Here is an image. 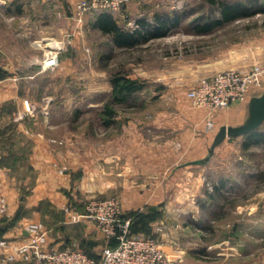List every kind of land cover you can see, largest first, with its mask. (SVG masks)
<instances>
[{"label":"crops","instance_id":"0c3cea01","mask_svg":"<svg viewBox=\"0 0 264 264\" xmlns=\"http://www.w3.org/2000/svg\"><path fill=\"white\" fill-rule=\"evenodd\" d=\"M79 1L0 0V243L5 242L0 254L5 264H31L18 249L35 240V225L48 249L74 247L100 257L108 245L104 235L72 216L83 214L86 200L107 197L118 198L127 216L154 217L145 225L136 218L132 233L156 237L173 264H264V175L236 177L225 171L229 161L212 159L233 137L211 152L221 127L244 125L251 99L264 91L252 92L247 104L213 112L216 132L206 127L208 112L194 108L187 96L202 79L193 76H178L138 108L118 111L110 127L98 113L79 110L72 118L71 100L84 102L86 94L72 96L71 85L92 86L88 72L97 50L87 46L86 31L94 29L122 49L127 46L103 30V14L133 32L160 23L157 16L164 18L160 10L168 7L165 0H133L120 15H80ZM155 10L160 14L150 21ZM124 20L132 29L121 26ZM160 38L139 39L136 45ZM51 51L59 52L60 63L43 70ZM248 61L232 62L222 71L250 68L264 61V52L256 62ZM100 76L106 77L104 69ZM94 83L96 95L85 101L89 107L113 93L109 79ZM260 128L264 131V123ZM188 217L193 223L184 221Z\"/></svg>","mask_w":264,"mask_h":264},{"label":"rangeland","instance_id":"374dc122","mask_svg":"<svg viewBox=\"0 0 264 264\" xmlns=\"http://www.w3.org/2000/svg\"><path fill=\"white\" fill-rule=\"evenodd\" d=\"M228 1L245 3L250 10L249 13L252 14L216 26L208 32H200L199 27L221 17L220 9L217 6L210 5L205 0H165V5L168 7L165 8L166 10H160L161 15L169 18V23L175 21L177 24L160 39L121 49L116 48L107 37L100 36L98 31L95 32L94 29L86 31L87 46L91 50L93 48L97 50V54L93 52L92 56L93 64L96 67H93L92 72H88V79L92 82V86L85 87V90L84 86H77L74 83L70 87L72 96L78 93L83 95L85 91V101L89 100L96 95L94 82L102 79H109L111 82L115 74H125L145 83V89L142 92L134 95L130 101L116 106L117 112L126 111L130 107L138 108L146 97H156L165 92L169 86H173L172 84L178 81V76H184L187 80L193 77L204 78L217 71H222L232 62L240 60L243 64H247L248 59L256 62L260 53L264 52V0ZM124 10L120 14H123ZM151 12L150 21H154L155 14H160V12L159 10ZM122 22V27L132 29L128 21ZM73 58L75 57H71V59ZM100 69L105 70L107 78L100 76ZM105 97L112 98V95L107 94ZM109 100L101 103L99 108V106L89 107V103L82 102V100L78 102L77 98L72 99L69 110L72 113V118L80 110L81 113L85 112L93 117L98 113L102 120L101 111ZM262 130L263 128H260L252 132V135L229 138L225 142L227 143L225 149L221 147L211 158L214 161H229L231 168H226L225 171L230 170L233 176L262 177L264 175V141L263 139L258 140L260 134L264 136ZM239 163L242 166L246 165V168L239 167L238 169L237 164ZM204 212L206 213V210ZM205 213L202 219H205L206 222ZM231 218L233 219V216ZM184 221L193 223L190 217ZM194 233L201 234L200 232Z\"/></svg>","mask_w":264,"mask_h":264},{"label":"built area","instance_id":"2783aa9c","mask_svg":"<svg viewBox=\"0 0 264 264\" xmlns=\"http://www.w3.org/2000/svg\"><path fill=\"white\" fill-rule=\"evenodd\" d=\"M133 0H80L77 10L86 13H120ZM60 63L59 52L51 51L42 63L43 70H54ZM264 91V61L246 70L229 69L212 77L200 79L187 93L194 108L208 112L206 127L216 132L210 115L235 105L249 103L251 93ZM27 104V103H26ZM27 111L32 108L27 104ZM83 214L73 213V221H85L93 225L106 239H116L114 248L107 245L99 260L91 258L79 248L48 249L46 237L39 233L38 225L32 226L35 240L18 249L29 256L31 264H173L160 242L154 237L134 235L132 218L125 217L121 201L116 197L91 198L83 203ZM0 246H5L1 242ZM6 259L0 254V264Z\"/></svg>","mask_w":264,"mask_h":264},{"label":"trees","instance_id":"16d2710c","mask_svg":"<svg viewBox=\"0 0 264 264\" xmlns=\"http://www.w3.org/2000/svg\"><path fill=\"white\" fill-rule=\"evenodd\" d=\"M207 3L213 6H217L220 9L221 17L209 24H206L204 26H201L198 28L200 32H208L212 30L214 27L222 25L227 22H231L234 20H237L242 17H247L251 15L252 13H249V9L245 3L237 2V3H231L228 0H205ZM259 12V11H257ZM102 28L104 31L109 32L113 34L115 42L118 44H122L124 46H133L138 44L139 39L141 40H148V38H155V37H162L166 34V32L171 28L175 27L177 23L172 22L169 23V18L166 20L165 17L157 16V20L160 21V23L154 24H144L141 26L140 30L137 31H126L122 28H118L114 22L111 20L110 16L105 13L102 15ZM171 24V25H170ZM112 85H113V93L112 98L107 102L102 111L101 116L102 120L105 126L110 127L115 122V117L117 114V108L116 106L122 103H125L127 101H130L134 95L137 93L142 92L145 89V83L132 79L128 77L125 74L117 73L112 77ZM253 133H250L252 135ZM258 140L264 141V136L262 134L259 135ZM125 217H131L133 221L136 220V218H139V222L136 224H143L145 225L146 221L148 219H154L153 216H127ZM135 232V225H131V231ZM108 245L112 248L116 247L118 245V241L116 239H107ZM88 254V253H87ZM91 258L99 260L100 257H94L90 254H88Z\"/></svg>","mask_w":264,"mask_h":264},{"label":"water","instance_id":"95a60500","mask_svg":"<svg viewBox=\"0 0 264 264\" xmlns=\"http://www.w3.org/2000/svg\"><path fill=\"white\" fill-rule=\"evenodd\" d=\"M250 115L246 123L239 127L223 126L218 131L211 152L228 137H239L248 135L258 130L264 123V94L254 97L249 103Z\"/></svg>","mask_w":264,"mask_h":264}]
</instances>
